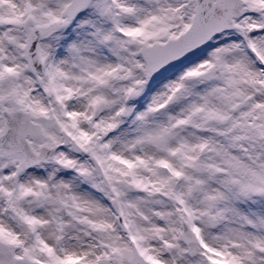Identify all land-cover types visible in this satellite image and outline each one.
Instances as JSON below:
<instances>
[{
	"label": "snow or ice",
	"instance_id": "obj_1",
	"mask_svg": "<svg viewBox=\"0 0 264 264\" xmlns=\"http://www.w3.org/2000/svg\"><path fill=\"white\" fill-rule=\"evenodd\" d=\"M0 264H264V0H0Z\"/></svg>",
	"mask_w": 264,
	"mask_h": 264
}]
</instances>
